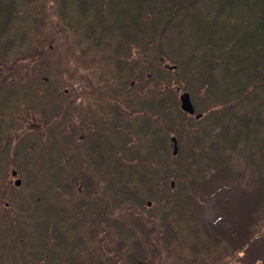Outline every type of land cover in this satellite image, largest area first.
Here are the masks:
<instances>
[{
  "label": "trees",
  "instance_id": "16d2710c",
  "mask_svg": "<svg viewBox=\"0 0 264 264\" xmlns=\"http://www.w3.org/2000/svg\"><path fill=\"white\" fill-rule=\"evenodd\" d=\"M179 90L190 93L201 118L181 110ZM29 122L62 140L42 131L32 139L39 154L16 163L7 155L27 145L20 132ZM176 132L189 146L175 168L157 143ZM73 141L77 154L52 163L91 169V179L58 175L49 193L31 197L46 203L47 235L69 225L93 191L117 218L105 225H126L127 240L138 243L127 255L145 249L151 264H161L170 248L198 247L184 225L209 203L225 216L208 227L216 261L264 264V0H0V162L11 160L29 184L45 165L46 146L70 153ZM148 195L156 212L142 207ZM28 203L23 198L18 219ZM35 230L0 233V264H16L7 251L12 240L30 264H41L36 248L43 255L50 246L38 244ZM151 235L161 237L156 246L145 242ZM52 248L66 251L62 243ZM187 256V264L198 261Z\"/></svg>",
  "mask_w": 264,
  "mask_h": 264
},
{
  "label": "rangeland",
  "instance_id": "374dc122",
  "mask_svg": "<svg viewBox=\"0 0 264 264\" xmlns=\"http://www.w3.org/2000/svg\"><path fill=\"white\" fill-rule=\"evenodd\" d=\"M22 135H24L25 137H32V136H36V135H39L40 133H39V131H35L34 129H28V130H24V131H22V132H20ZM35 134V135H34ZM185 140V138L183 137L180 141H179V143L181 144L183 141ZM167 142H168V137H167ZM169 146H170V148H171V145L169 144ZM11 156H14V154L12 153V154H10ZM19 156L21 157V155L19 154ZM46 172H47V168H45V169H40V170H38V171H36V172H34V174L31 176V178H30V182H31V184L33 185V186H35V187H37V186H40L41 185V183L42 182H45L46 180H47V175H46ZM3 175H6V174H3ZM8 176V175H7ZM14 179H12L11 181H13ZM171 180H172V178H171ZM171 180H169V181H171ZM168 181V182H169ZM5 189V188H4ZM19 197H21V195H19ZM152 195H148V199H147V201H144L143 203V206L142 207H146L147 209H148V211H150V212H156V210L158 209L157 208V201L156 200H153L152 199ZM22 200H23V198H22ZM88 200H89V203L88 204H91V203H105V200L104 199H100L99 197H97V198H93V196L92 195H89V198H88ZM87 200V201H88ZM13 202H14V200H13ZM136 202H138V201H136ZM148 202H150L151 203V206L150 207H148L147 206V203ZM17 206H19V205H17ZM139 212H142V213H144V214H146L147 215V212L143 209V208H140V207H137L136 208ZM12 214H16V213H12ZM38 215V213L37 212H35V213H33V216L35 217V216H37ZM35 220H38V218H36ZM21 221H24V220H21ZM153 221V220H152ZM34 226L36 227V228H38V229H40V226L41 225H39V224H35L34 223ZM25 227H26V229H27V227H28V223L27 222H25ZM33 227V226H32ZM31 227V228H32ZM155 227V226H154ZM30 228V229H31ZM53 227H51V229H52ZM54 228H55V226H54ZM57 228H60V229H63L64 230V227L63 226H58ZM76 228H77V226H76ZM80 228L81 229H83L84 231H88V224L87 223H81L80 224ZM29 229V230H30ZM26 231L25 233H22V234H27L28 232H30V231ZM35 232H37L36 230H35ZM112 237V236H111ZM113 239H116V237H112Z\"/></svg>",
  "mask_w": 264,
  "mask_h": 264
},
{
  "label": "water",
  "instance_id": "95a60500",
  "mask_svg": "<svg viewBox=\"0 0 264 264\" xmlns=\"http://www.w3.org/2000/svg\"><path fill=\"white\" fill-rule=\"evenodd\" d=\"M181 108L189 113H193L194 111L189 96L186 93L181 96Z\"/></svg>",
  "mask_w": 264,
  "mask_h": 264
}]
</instances>
